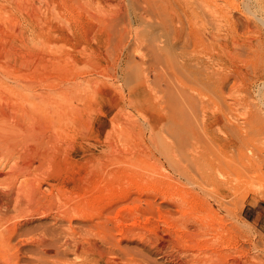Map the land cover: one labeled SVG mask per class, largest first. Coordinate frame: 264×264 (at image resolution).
Segmentation results:
<instances>
[{"label":"rangeland","instance_id":"374dc122","mask_svg":"<svg viewBox=\"0 0 264 264\" xmlns=\"http://www.w3.org/2000/svg\"><path fill=\"white\" fill-rule=\"evenodd\" d=\"M169 3L187 45L158 56L146 1L0 0V170L45 193L0 264H264V0Z\"/></svg>","mask_w":264,"mask_h":264},{"label":"bare ground","instance_id":"6f19581e","mask_svg":"<svg viewBox=\"0 0 264 264\" xmlns=\"http://www.w3.org/2000/svg\"><path fill=\"white\" fill-rule=\"evenodd\" d=\"M98 2H105L106 0H97ZM144 1H146V3H148V5H149V9L148 10H146L145 8H144V10L141 12H139V15H137L136 17L137 18H142L143 17V14L145 13V14H149V17H153V18H155L157 21H156V23L158 24V22H159V24L168 32V33H166V31H165V33H166V40L164 41L165 42V44H164V42H163V47L160 45V47H158V49H157V51H156V48H155V51H156V53L155 54H157L158 56H159V54H158V51H160V48H162L163 50L164 49H166V51H167V49H173L175 46H177L178 44H181V43H183V45H184V47H186V45H187V36H184L183 37V30L181 31V30H179L177 27H175V25H174V22H175V17L170 13V3H169V0H143V2ZM78 3H80V2H78ZM106 4V3H105ZM136 4V3H135ZM93 5V4H92ZM91 5V6H92ZM89 6H90V4H89ZM143 6V5H142ZM144 7V6H143ZM135 17V18H136ZM178 21H179V19H177ZM172 25H173V28H172ZM164 33V34H165ZM164 34H163V36H164ZM142 35H143V33H142ZM138 36V35H137ZM143 37H144V35H143ZM163 39H165V38H163ZM207 39V38H206ZM210 39V38H209ZM160 40V39H159ZM138 41H139V39H138ZM209 41H211V39L209 40ZM189 42V41H188ZM206 42V41H205ZM208 42V41H207ZM212 42V41H211ZM144 43V42H143ZM157 46V45H156ZM155 46V47H156ZM158 46H159V44H158ZM181 47V46H180ZM190 47V46H189ZM166 51L163 53L162 52V54H169V53H166ZM172 51V50H171ZM183 52L181 53V55H180V57L182 58V59H179V56L178 55H173V53H172V55L173 56H166L167 57V59H169V58H171V60H169V61H176V63H181V66H185V65H187V64H190V60L188 59V58H186V53H185V51L184 50H182ZM161 52V51H160ZM168 52V51H167ZM193 52V51H192ZM195 52V51H194ZM170 55V54H169ZM157 56V57H158ZM163 58V57H162ZM161 58V59H162ZM159 60V59H158ZM161 61H163V60H161ZM222 61H224V59H221L220 58V60L218 61V62H221L222 63ZM156 63V62H155ZM174 63V62H173ZM179 63V64H180ZM159 64H161V63H159ZM163 64V63H162ZM171 64V63H170ZM169 64V65H170ZM171 65H173V66H175L174 64H171ZM178 65V64H177ZM176 65V66H177ZM163 66V65H162ZM168 66V65H167ZM166 66V67H167ZM196 66V65H195ZM164 67H165V65H164ZM211 67V66H210ZM175 71V70H174ZM184 76V75H183ZM213 76H214V74H213ZM185 77V76H184ZM211 79V78H210ZM63 88V87H62ZM171 91V90H170ZM59 93V92H58ZM64 94V93H63ZM41 95V94H40ZM62 95V94H61ZM171 95V94H170ZM48 97V96H47ZM54 97V96H53ZM60 97V96H59ZM181 97V96H180ZM42 98V97H41ZM172 98V97H171ZM187 98V97H186ZM45 99V98H44ZM60 99H62V98H60ZM66 100H67V102H68V98H65ZM47 99H45V101H46ZM64 100V99H63ZM66 100H64V102H66ZM71 100V99H70ZM175 100V99H174ZM180 100V99H179ZM44 101V102H45ZM49 101H52V102H50V103H55V101H57V100H49ZM47 102V101H46ZM58 102V101H57ZM56 102V103H57ZM33 103H34V101H33ZM36 103V102H35ZM41 103V102H40ZM48 103V102H47ZM53 103V104H54ZM55 103V104H56ZM59 103V102H58ZM68 103H70L71 104V102H68ZM69 104V105H70ZM59 105V104H58ZM29 106V105H28ZM35 106V105H34ZM49 106H50V104H49ZM49 106H46V108L48 109V107ZM52 106L54 107V105H52L51 104V106H50V108H52ZM56 106V105H55ZM60 106V108H62V109H60L61 111H62V113L64 114V115H67V112H69L68 111V108L67 107H69L68 106V104H67V106L63 103V101H62V103L59 105ZM32 107V106H31ZM27 108V107H26ZM33 108H35V107H33ZM181 108V107H180ZM23 109V108H22ZM55 109V108H54ZM59 109V108H58ZM182 109H184V108H182ZM48 110H50L51 111V109H48ZM60 110H58L59 112H60ZM70 110H71V108H70ZM180 110V109H179ZM188 110V109H187ZM199 110V109H198ZM26 111V110H25ZM24 111V112H25ZM44 111H46L47 112V110H44ZM54 111H56V109L54 110ZM181 111V110H180ZM49 112V111H48ZM53 112V111H52ZM35 113V112H34ZM33 113V114H34ZM40 114H41V112H39ZM38 113V114H39ZM50 113V112H49ZM56 114H57V112H55ZM26 117H29L30 118V123H31V118H32V116H30L29 115V113L28 112H26ZM33 114H31V115H33ZM39 114V117L41 118L42 116V114L40 115ZM44 114V113H43ZM54 113H52V117H51V119H53L55 116H57V115H53ZM69 114V113H68ZM9 114H7L6 115V113H5V116H6V118H4V116L3 117H0V118H4L3 120L4 121H8V119H7V117H9L8 116ZM46 115V114H45ZM182 115V114H181ZM190 115V114H189ZM14 116V115H13ZM61 116V115H60ZM21 117V116H20ZM22 117H23V115H22ZM36 118H37V116H35ZM57 117H59V116H57ZM62 118L61 119H64L63 117L64 116H61ZM66 117V116H65ZM70 117V116H69ZM68 117V118H69ZM9 118H11V117H9ZM15 118V117H14ZM17 118V117H16ZM29 118H28V120H29ZM40 118H39V120H40ZM67 118V117H66ZM0 120V121H2L3 122V120ZM7 119V120H6ZM20 119V118H19ZM23 119H25V117L23 118ZM38 119V118H37ZM36 119V120H37ZM42 119V118H41ZM51 119H49V120H51ZM44 120V119H43ZM65 120V119H64ZM67 120V119H66ZM10 121V120H9ZM8 121V122H9ZM18 121V120H17ZM41 121V120H40ZM54 122H52L53 123V125L55 124V122H57V123H59V121H57V119H55V120H53ZM23 122V121H22ZM27 122V121H26ZM28 122V123H29ZM38 122V121H37ZM36 122V123H37ZM1 123V122H0ZM27 123V124H28ZM51 123V122H50ZM57 123L55 124V125H57ZM61 123V122H60ZM64 123V122H63ZM3 124V127L2 126H0L1 127V130L0 131H2V128H5L4 127V125H6L7 124V122L5 123V122H3V123H1V125ZM31 125V124H30ZM54 125V126H55ZM184 125V124H183ZM33 126V125H32ZM35 126V125H34ZM58 126V125H57ZM7 134H8V132L10 131L9 130V123H8V125H7ZM61 127V126H60ZM11 128V127H10ZM56 128V127H55ZM62 128V127H61ZM33 130L35 129V127H33L32 128ZM64 129V128H63ZM56 130V129H55ZM58 130V129H57ZM56 130V131H57ZM4 131V130H3ZM2 131V132H3ZM34 131H36V130H34ZM59 131H60V133H62V131H63V133H64V131L65 130H60V128H59ZM5 133H6V131H4V135L2 136V135H0V143L2 144V143H4L3 144V148L1 149V151H2V154H6V153H9L10 151H11V146L10 145H8V143H9V139L11 138L10 136L11 135H9V137H5ZM2 134V133H1ZM34 135V134H33ZM56 135H57V133H56ZM35 136V135H34ZM37 136V135H36ZM58 136H60V134L58 135ZM12 137H14V136H12ZM20 141V140H19ZM19 141H17V142H19ZM23 141V140H22ZM21 141V142H22ZM14 142V141H13ZM1 144H0V146H1ZM20 144V143H19ZM18 143H17V145H15L16 147L19 145ZM13 146H14V144H13ZM13 149H12V151L14 150V147H12ZM11 151V152H12ZM9 157H11L10 155H9ZM24 165V164H23ZM17 166V165H16ZM15 167V166H14ZM13 167V169H16V168H14ZM24 167V166H23ZM19 168H20V166H19ZM22 168V167H21ZM206 168V167H205ZM30 169V168H29ZM17 170V169H16ZM9 173V174H8ZM6 172V171H1L0 170V177L1 176H4V178H2V179H0V220H7L8 221V219L10 218H13V217H15L14 215L16 214H20V213H22V211L24 210V205H26V204H23L22 203V198L21 197H29V196H31V197H33L34 199H35V196H36V194H38L39 195V192H41L40 193V195L38 196H36V197H40L41 195H44L43 194V192L44 191H42V184H41V182H40V184H39V182H38V180H36V178L35 177H32V175L33 174H31L30 172H28L26 169L24 170H17V171H14L13 172V170L11 171H9V172ZM209 175H210V173H209ZM208 175V176H209ZM209 177H211V176H209ZM20 178H22V180H19ZM208 178V177H207ZM214 178V177H213ZM206 180V179H205ZM213 181V180H212ZM19 182H21L19 185H18V183ZM37 182H38V184H37ZM2 187V188H1ZM3 187H6V188H3ZM48 195V194H47ZM32 198V199H33ZM47 198V197H46ZM53 198V197H52ZM38 200V199H37ZM49 200V199H48ZM15 202V203H13L14 204V206L16 207L15 209V211H16V213H14V211L12 212V215H11V213H9L10 212V210L9 209H11L10 208V206H11V204H12V202ZM31 201V200H30ZM35 201H36V199H35ZM51 201V200H50ZM54 203H55V201H54ZM53 203V204H54ZM12 204V205H13ZM54 208V207H53ZM13 210V209H12ZM14 213V214H13ZM66 213V212H65ZM68 214V213H67ZM22 216V215H21ZM9 219V220H10ZM69 219V218H68ZM12 220V219H11ZM10 220V221H11ZM10 221L8 222V223H10ZM54 223H58V221H57V218H55V222ZM11 225H12V223H11ZM13 225H14V223H13ZM35 225V224H34ZM54 225V224H53ZM208 225V224H207ZM6 227H7V225H6ZM6 227H2V226H0V239L1 238H3L5 241H6V243L8 244V246H9V250L8 251H6V252H4V253H0V258H1V261L3 260V257H7V259H8V262H11V261H13V260H19V247H18V245H15V246H17L18 247V249L17 250H14L13 248H14V246H11L12 245V242H11V238H12V236H13V233H14V230H13V233H8V231H10V230H8V231H5L7 228ZM16 227V226H15ZM22 227V226H21ZM213 227V226H212ZM47 228V227H46ZM207 228H209V227H207ZM214 228V227H213ZM203 229V231H205L206 230V226L204 227V228H202ZM215 229V228H214ZM16 230V229H15ZM20 231V230H19ZM212 231V230H211ZM208 232V231H207ZM12 235V236H11ZM46 235V234H45ZM2 236H4V237H2ZM10 236V237H9ZM6 237V238H5ZM47 237V236H46ZM35 238V237H34ZM36 238H38L37 236H36ZM2 240V239H1ZM13 240V239H12ZM22 243H23V241H22ZM36 243H37V245L38 246H44L45 244H47V240H46V238L45 237H39L37 240H36ZM35 244V243H34ZM223 250V249H222ZM187 256V255H186ZM171 257V256H170ZM172 258V257H171ZM223 258V257H222ZM184 259V260H183ZM182 259V257H178V255H177V257H175L174 259H173V262L175 263V264H185V261L188 259V258H183ZM186 259V260H185ZM0 261V262H1ZM215 261V260H214ZM3 262V261H2ZM220 262V261H219ZM259 262V261H258ZM254 264V263H253Z\"/></svg>","mask_w":264,"mask_h":264}]
</instances>
